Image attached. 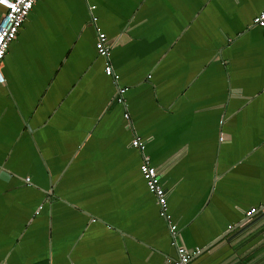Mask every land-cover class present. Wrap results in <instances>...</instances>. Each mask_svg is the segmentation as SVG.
<instances>
[{"label":"crops","instance_id":"crops-1","mask_svg":"<svg viewBox=\"0 0 264 264\" xmlns=\"http://www.w3.org/2000/svg\"><path fill=\"white\" fill-rule=\"evenodd\" d=\"M263 8L37 0L0 64V264H169L171 222L191 264H264V214L247 215L264 205Z\"/></svg>","mask_w":264,"mask_h":264},{"label":"built area","instance_id":"built-area-1","mask_svg":"<svg viewBox=\"0 0 264 264\" xmlns=\"http://www.w3.org/2000/svg\"><path fill=\"white\" fill-rule=\"evenodd\" d=\"M36 1L37 0H0V5L3 8L0 13V64L8 50L10 42L16 38L25 18L32 10ZM94 19H96V17H94ZM253 24L255 26L264 27V8L253 18ZM97 49L100 55L107 59L109 58L111 44L109 43L107 34L101 29H98ZM105 71L107 74L112 75L117 79L118 75L114 72L109 61L106 63ZM3 80L4 76L0 67V81ZM124 92L125 88L119 89V94L116 95V99L119 102H124ZM132 144L138 148H143V142L138 137L132 141ZM140 170L146 180L148 189L156 196L157 202L160 206L161 215L170 218V215L168 214V200L165 189L160 181L157 169L150 163L147 156L143 157L142 163L140 164ZM256 212H262L264 214V205L250 208L247 210V215L251 216ZM177 231L176 224L171 222L170 234L172 237V243L176 247V256L169 260V264H191L193 252L178 242Z\"/></svg>","mask_w":264,"mask_h":264},{"label":"trees","instance_id":"trees-1","mask_svg":"<svg viewBox=\"0 0 264 264\" xmlns=\"http://www.w3.org/2000/svg\"><path fill=\"white\" fill-rule=\"evenodd\" d=\"M10 45V44H9ZM9 48V47H8ZM8 51V50H7ZM7 53V52H6ZM6 55V54H5ZM5 57V56H4ZM4 59V58H3ZM3 59H2V61H3Z\"/></svg>","mask_w":264,"mask_h":264},{"label":"snow or ice","instance_id":"snow-or-ice-1","mask_svg":"<svg viewBox=\"0 0 264 264\" xmlns=\"http://www.w3.org/2000/svg\"><path fill=\"white\" fill-rule=\"evenodd\" d=\"M4 38H6V37H4Z\"/></svg>","mask_w":264,"mask_h":264}]
</instances>
